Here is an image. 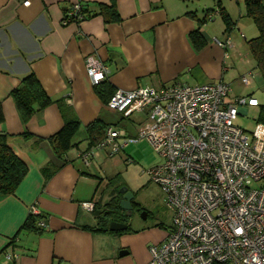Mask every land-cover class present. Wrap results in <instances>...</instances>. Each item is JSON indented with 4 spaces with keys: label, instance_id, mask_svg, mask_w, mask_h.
<instances>
[{
    "label": "crops",
    "instance_id": "crops-1",
    "mask_svg": "<svg viewBox=\"0 0 264 264\" xmlns=\"http://www.w3.org/2000/svg\"><path fill=\"white\" fill-rule=\"evenodd\" d=\"M75 1L0 0V139L27 166L14 192L0 191V264H147L149 245L166 236L165 225L157 221L133 225L132 214L126 219L132 230L97 228L95 210L82 205L84 200L105 202L115 188L107 190L113 176L102 167L101 148L88 155V162L85 159L90 147L87 124L100 117L126 136L131 134L129 121L136 129L148 121L146 116L137 127L138 120L131 117L137 110L108 107L87 73L89 56L109 67L100 81H109L114 91L145 84L161 89L177 80L222 79L230 84L231 95L233 90L255 95L251 84L256 79L264 81L249 45L245 48L239 36L247 38L246 30L251 36L256 34L244 1H237L239 13L234 18L226 0L204 5L203 0H80L89 8L85 17L63 22ZM100 2H114L120 17L107 20ZM206 4L214 8L204 11ZM221 6L234 20L230 31L223 18V25L213 28L216 15L222 17ZM209 11L213 17L200 24L198 18ZM195 28L205 39L200 46L191 37ZM214 37L229 42L221 45ZM253 65L259 74L252 72ZM30 72L38 77L51 102L43 107L34 102V111L26 115L13 91ZM238 73H251L247 86L231 84ZM115 113L120 117L114 119ZM71 119L80 120L78 131L71 146L58 153L51 138ZM33 205L47 225L23 228ZM123 249L127 252L120 253Z\"/></svg>",
    "mask_w": 264,
    "mask_h": 264
},
{
    "label": "built area",
    "instance_id": "built-area-1",
    "mask_svg": "<svg viewBox=\"0 0 264 264\" xmlns=\"http://www.w3.org/2000/svg\"><path fill=\"white\" fill-rule=\"evenodd\" d=\"M83 17L78 0L63 22ZM86 65L94 83L109 71L95 56ZM250 74L241 76L244 83ZM230 92L222 79L177 80L161 89L150 84L118 87L107 101L114 110H147L148 121L122 143L117 138L124 131L109 124L103 138L84 152L86 161L96 148L110 147L114 153L143 137L163 158L148 173L165 192L172 226L161 242L149 245L147 264H264V122H257L252 133L236 122L240 112L260 99ZM82 205L93 210L95 203L84 200ZM31 211L40 213L36 205ZM37 224L47 225L44 217Z\"/></svg>",
    "mask_w": 264,
    "mask_h": 264
},
{
    "label": "trees",
    "instance_id": "trees-1",
    "mask_svg": "<svg viewBox=\"0 0 264 264\" xmlns=\"http://www.w3.org/2000/svg\"><path fill=\"white\" fill-rule=\"evenodd\" d=\"M243 1L245 3L246 14L251 17L259 30V33L248 38L247 42L251 53L256 60V65L264 77V0ZM99 6L100 12L105 15L107 20L112 18L118 19L120 17L114 2L111 4L100 2ZM88 9L89 8L84 6L83 3L84 17L86 15V10L88 11ZM220 11L226 24V31H230L234 20L224 6H221ZM212 13L213 11H209L205 16L198 18L200 24L210 19ZM191 37L198 46L205 42L199 28H195L191 32ZM96 89L106 101L109 100L114 92V87L107 80L96 83ZM13 95L19 109L26 115L31 114L34 111V102L38 101L41 107L46 106L51 102V97L47 94L38 77L33 72H30L23 77L21 84L14 89ZM257 106V122H264V99L260 100V103ZM108 124L110 123L103 121L100 117L87 124L86 129L90 144L89 146L97 143L98 140L103 138ZM79 125V119H71L52 136L51 142L58 153L65 152L71 146V138L77 133ZM26 172L27 166L23 160L6 141L0 139V191L5 193L14 192ZM121 196L122 192L119 190V186H115L114 194L111 198L103 203H95L93 210H95L99 218L97 228L107 230L111 219L126 221V219L131 216L133 209L126 210L120 207ZM132 203L133 207L137 205L134 198L132 199ZM41 217V212L36 213L30 211L23 222V228L39 227L37 222ZM156 223L159 225H165L164 221H157ZM132 229L133 228L129 226L122 231H129Z\"/></svg>",
    "mask_w": 264,
    "mask_h": 264
},
{
    "label": "rangeland",
    "instance_id": "rangeland-1",
    "mask_svg": "<svg viewBox=\"0 0 264 264\" xmlns=\"http://www.w3.org/2000/svg\"><path fill=\"white\" fill-rule=\"evenodd\" d=\"M238 0H226L227 3H230L231 9H233V15L234 18L238 17L239 13V6L237 3ZM243 2V0H240ZM241 2V5L243 6V3ZM204 3H210V0H203ZM245 4V3H244ZM211 5V6H210ZM207 8H214V4H206L203 9L206 11ZM215 10V9H214ZM231 11V10H230ZM216 23L213 25L214 29H219V25H223L222 23V17L220 15H216L215 17ZM213 21H210L209 24H211ZM218 24V26H217ZM254 31L256 34H253V36L257 35L259 33L258 28L254 24ZM252 30V31H253ZM219 31V30H218ZM247 38L244 37V34L240 35V38L242 40V43L245 48H248V42L247 39L252 37L251 32H248V30L245 31ZM216 35H219V37H225V34L222 36V33L216 32ZM238 57V56H237ZM240 58V57H238ZM238 64V62H237ZM254 66V65H253ZM252 66V67H253ZM237 69H235V72L237 73ZM252 72L255 74H259V71L257 67H253ZM233 73V72H232ZM243 73V72H241ZM245 73V72H244ZM233 80H231L234 83L235 88L244 85V83L241 79L242 74H234ZM251 77V74H250ZM226 78H229V75L226 76ZM240 85V86H239ZM254 87L253 93L257 95V97L260 100L264 99V81L262 82H253L251 84V87ZM235 91V90H233ZM232 95L237 94L238 92H233ZM121 114V113H120ZM146 110H137L131 117H134V120H138L137 127L140 125V123H143L146 120ZM257 116H258V106L257 105H248V111L247 112H240L238 117L236 118V122L247 129L249 133H252L256 126H257ZM119 113H115L114 119L119 118ZM125 119V118H123ZM141 119H143L141 122H139ZM133 120V119H132ZM135 123V122H134ZM124 122L121 125H125ZM131 128V134H137L139 129H136L134 127V124L132 121H129L128 123ZM136 124V123H135ZM127 137L124 135H120L117 139L120 143L123 142ZM110 148V147H107ZM102 152L103 156V162L102 167L105 169L108 173L107 175H112L111 182H108L107 190L110 191V189L114 186H122L126 185L130 190L134 192V200L137 203V205L133 208L132 214V222L133 225H140L142 223H151L154 221H164L165 227H168V230L172 226V212L170 207L166 204L165 200V192L156 181L151 179L150 174L148 173V169L152 167L154 164L162 161V156L158 151L155 150L153 145L150 143V141L143 137L138 140H131L126 145L122 146L119 150L114 152L113 154L109 153L105 148H101L98 150V152ZM118 172L117 174H114ZM139 207L145 209L147 211V217L144 218L141 215V211L138 209ZM211 264H224V263H211ZM231 264V263H229Z\"/></svg>",
    "mask_w": 264,
    "mask_h": 264
},
{
    "label": "water",
    "instance_id": "water-1",
    "mask_svg": "<svg viewBox=\"0 0 264 264\" xmlns=\"http://www.w3.org/2000/svg\"><path fill=\"white\" fill-rule=\"evenodd\" d=\"M123 194L120 198V207L122 209L126 210H132L133 203L132 199L134 198V192L128 188L126 185L120 186L119 189ZM141 215L146 218L147 217V211L144 209L141 213ZM129 226V223L123 220H118V219H111L109 223V228L112 230H123L126 229ZM127 252L126 249H123L120 253Z\"/></svg>",
    "mask_w": 264,
    "mask_h": 264
},
{
    "label": "flooded vegetation",
    "instance_id": "flooded-vegetation-1",
    "mask_svg": "<svg viewBox=\"0 0 264 264\" xmlns=\"http://www.w3.org/2000/svg\"><path fill=\"white\" fill-rule=\"evenodd\" d=\"M123 194V193H122ZM140 211H141V213H142V211L144 210L143 208H141V207H139L138 208ZM148 214V213H147Z\"/></svg>",
    "mask_w": 264,
    "mask_h": 264
}]
</instances>
